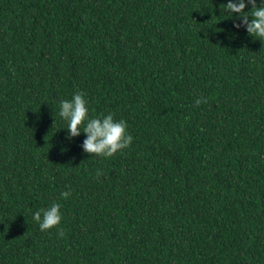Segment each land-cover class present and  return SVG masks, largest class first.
I'll return each mask as SVG.
<instances>
[{"label":"trees","instance_id":"trees-1","mask_svg":"<svg viewBox=\"0 0 264 264\" xmlns=\"http://www.w3.org/2000/svg\"><path fill=\"white\" fill-rule=\"evenodd\" d=\"M228 2L0 0V264H264V42ZM78 91L129 148L67 138Z\"/></svg>","mask_w":264,"mask_h":264},{"label":"clouds","instance_id":"clouds-1","mask_svg":"<svg viewBox=\"0 0 264 264\" xmlns=\"http://www.w3.org/2000/svg\"><path fill=\"white\" fill-rule=\"evenodd\" d=\"M225 10L237 14L236 19L240 23H234V27L246 28L249 36L264 42V4L257 6L256 0H229ZM247 5H251L249 11H245ZM207 98L200 97L195 100V104H206ZM89 101L84 92L78 91L73 94L70 100H61L59 103V115L67 121L68 139L77 137L83 132L86 134L82 148L85 153L98 157L110 158L117 152L127 149L133 142V136L128 132V123L124 119L115 120L113 114L89 116ZM103 175L101 170H97L96 178ZM61 197L68 199L71 189L62 192ZM62 205L53 203L46 209H40L33 214V220L39 224L41 231H48L53 228L58 229V235H65L60 227L63 219L61 213Z\"/></svg>","mask_w":264,"mask_h":264}]
</instances>
